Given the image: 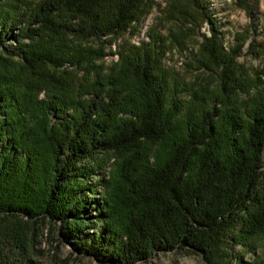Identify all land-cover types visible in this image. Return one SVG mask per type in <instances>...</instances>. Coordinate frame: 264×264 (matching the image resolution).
<instances>
[{
	"label": "trees",
	"instance_id": "16d2710c",
	"mask_svg": "<svg viewBox=\"0 0 264 264\" xmlns=\"http://www.w3.org/2000/svg\"><path fill=\"white\" fill-rule=\"evenodd\" d=\"M233 1L248 9L251 0ZM209 3L169 0L150 43L126 47L108 76L79 77L62 67H86L92 49L82 44L123 34L151 0H0V264H30L29 232L43 222L110 264L174 252L264 264L235 253L264 239V80L237 73L247 33L226 49ZM206 22L199 56L225 67L237 99L196 100L176 136L165 118L178 75L163 57Z\"/></svg>",
	"mask_w": 264,
	"mask_h": 264
},
{
	"label": "rangeland",
	"instance_id": "374dc122",
	"mask_svg": "<svg viewBox=\"0 0 264 264\" xmlns=\"http://www.w3.org/2000/svg\"><path fill=\"white\" fill-rule=\"evenodd\" d=\"M151 1L150 11L123 34L92 39L82 44L87 49H92L91 55L86 58L84 65L86 67H81L82 71L70 64H65L62 70L70 69L79 72L77 74L79 77L98 73L104 76L112 74L115 65L122 61L126 47H141L151 42V31L164 16L169 0ZM209 2L210 11L219 25L226 49L235 46L234 35L236 33H247L246 44L236 59L241 68L237 73L241 71L249 80V84L262 83L264 80V0H251L248 9L236 6L233 0H209ZM210 37L211 24L206 22L196 36L195 34L190 36V42L186 46H176L172 50L166 51L163 57L164 68L178 75V92L173 94L172 100L167 99L165 118L168 128L173 132V128L176 130V136L183 132L179 123L184 124L186 120H190L198 114L196 100L203 96H206L207 100H213L214 96H218L220 103L225 99L227 103H232L237 99L234 98V95L239 89L235 88L236 93H231L223 85L229 81V77H224L221 74L225 67L215 68L206 65L205 56H199L205 39ZM96 56L98 59H95ZM91 61L96 67H93ZM131 81L133 83V80ZM105 161L107 163L101 171V177L110 179L116 160L110 158ZM262 173L264 181V167ZM29 236L33 238V241L35 240L33 261L30 264H110L101 258L85 255L75 244L65 241L58 224L40 223L37 231H30ZM254 252L257 260L264 259V239L258 240L254 249L250 250L242 246L235 249V253L243 258L244 263L252 261ZM138 264L206 263L196 255L174 252L159 253L150 260ZM232 264H236V262Z\"/></svg>",
	"mask_w": 264,
	"mask_h": 264
}]
</instances>
